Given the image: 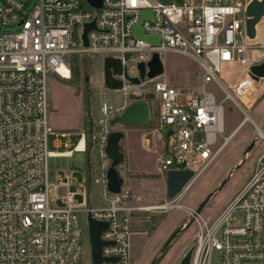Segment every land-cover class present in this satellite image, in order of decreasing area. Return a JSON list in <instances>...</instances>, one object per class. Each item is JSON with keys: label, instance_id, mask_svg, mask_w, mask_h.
Returning <instances> with one entry per match:
<instances>
[{"label": "built area", "instance_id": "1", "mask_svg": "<svg viewBox=\"0 0 264 264\" xmlns=\"http://www.w3.org/2000/svg\"><path fill=\"white\" fill-rule=\"evenodd\" d=\"M28 1L0 0V264H81L84 243L90 244L89 215L108 222L101 238L111 243L102 247V256L118 258L102 264H134L132 214L159 206H137L124 182L119 193L108 189L106 146L117 129L112 119L134 101L149 103L151 128L143 139L158 154L159 174L166 179L170 170L193 171L163 208L181 206L177 200L243 124L250 122L256 141L264 143L262 125L248 111L264 80L251 71L252 65L264 63V15L250 37L252 0H103L100 8L87 0H39L25 17L21 12ZM145 9L152 11L151 18L142 17ZM94 19L85 45L84 24ZM6 26L19 29L3 31ZM138 26L160 42L136 37ZM155 52L162 60L174 52L194 61L202 89L172 85L165 73L132 82L130 77L140 75L138 63H147ZM75 54L119 58L124 70L114 76L122 87L115 90L123 101L103 99L99 117L81 128L72 144L73 133H58L50 125L48 77L70 79ZM228 99L244 116L225 135ZM50 135L56 136V147L62 144L59 135L67 137L66 149L50 150ZM76 152L87 160L79 187H72L69 173L51 182L48 159ZM94 184L100 189L97 204L91 196ZM78 194L81 201L75 199ZM187 209L192 214L194 208ZM193 224L189 244L172 264H179L188 250L189 264H264V146L253 175L234 198L212 217L198 214Z\"/></svg>", "mask_w": 264, "mask_h": 264}, {"label": "rangeland", "instance_id": "2", "mask_svg": "<svg viewBox=\"0 0 264 264\" xmlns=\"http://www.w3.org/2000/svg\"><path fill=\"white\" fill-rule=\"evenodd\" d=\"M38 1L29 0L21 14L28 17ZM18 29V26H6L3 31ZM103 59L104 57L99 55L90 58L85 65L80 63L78 80L69 81L52 74L48 77L50 125L58 133H73L70 136L72 144H75L77 140L76 133L87 126L88 118L92 120L93 117L95 119L99 117V107L103 99L116 104L123 101L120 91L106 89L104 86ZM163 63L164 73L170 84L202 89L201 71L194 61L180 54L169 52L165 55ZM86 74L89 75L88 82H85ZM254 96H256L255 101L248 111L263 126L264 80L259 81ZM86 100L89 103L88 111L85 105ZM225 107V135H228L241 122L244 113L229 99L226 100ZM124 128L126 132L124 131L125 137L121 141V146L125 158L118 169L124 178V185L132 192L133 202L137 206L145 207L165 205L170 199L167 196L166 179L158 172V154L153 150L152 142L147 146L143 139L144 133L151 128V124L125 126ZM59 137L62 144L56 147L53 142L56 136H49L50 150L63 151L66 149L64 143L68 138L60 135ZM257 137L258 133L250 122L243 124L216 161L194 182L189 191L177 200L181 206L168 209L150 208L133 212L131 252L134 264H150L161 253L170 234L191 220L192 214L189 213L187 207L195 209L229 175L228 182L211 197L201 215L205 217L216 215L234 198L255 171L256 157L264 146L261 140L256 141ZM253 141H256L255 146L247 155H244V150ZM86 163V156L80 152H76L73 156L50 157L48 159L49 179L51 182H56L59 176L64 177L66 173H69L75 182L72 187L76 190L83 180L82 170ZM91 196L94 204L100 202L98 185H92ZM75 199L81 201L82 196L78 194ZM194 226L192 223L175 238L160 264H172L183 253L195 231ZM81 264H92L91 247L87 240L83 246Z\"/></svg>", "mask_w": 264, "mask_h": 264}, {"label": "water", "instance_id": "3", "mask_svg": "<svg viewBox=\"0 0 264 264\" xmlns=\"http://www.w3.org/2000/svg\"><path fill=\"white\" fill-rule=\"evenodd\" d=\"M93 7H102L103 0H87ZM164 4H168L171 0H160ZM247 13L250 16L247 22L248 33L250 37L255 36V24L264 15V0H252L247 8ZM152 11L149 9L143 10V18H151ZM96 27V20L84 24L83 29V41L84 44H88L87 33L90 29ZM136 37L146 40L150 43H159L160 39L157 35H147L142 30L140 26L136 27L134 30ZM130 53H126L125 58H129ZM148 67V71L146 68ZM138 68L140 75L139 77H130V80L134 83H139L140 80L144 79L146 76L149 78L156 77L164 73V63L160 55L155 52L153 53L151 59L146 63L141 61L138 63ZM124 68L122 62L119 58L113 56H106L103 59V80L106 88L110 89H120L122 87V80L116 78L114 75L122 74ZM251 71L258 77H264V63L255 64L251 66ZM89 81V75L86 74L85 82ZM151 121V108L146 100H138L130 103L125 107V109L117 114L112 119V124H121L123 126H139L147 125ZM262 131L264 132V124L262 126ZM125 137V132L122 129H114L110 134L107 141L106 152L111 159V164L107 170L108 179V189L113 193L121 192V188L124 182V178L121 176L118 166L124 161V152L122 150L121 141ZM256 141L251 142L244 150V155L255 146ZM193 171L189 169L184 170H170L166 174L167 183V196L173 198L176 196L184 186V184L191 178ZM230 175L226 177L219 184L218 188L211 191L193 210L192 218L184 226H179L176 228L168 237L164 243L161 253L156 256L150 264H160L168 253L175 238L184 230L189 228L194 222V218L200 214L206 204L209 202L211 197L220 189H222L228 182ZM89 222V235H90V246H91V258L92 264H102L104 260L118 259V258H105L102 256L101 249L104 245L110 244L101 238V233L104 229L108 227V222L99 221L93 219L90 215L88 216ZM191 258V250H188L185 256L182 258L179 264H189Z\"/></svg>", "mask_w": 264, "mask_h": 264}, {"label": "trees", "instance_id": "4", "mask_svg": "<svg viewBox=\"0 0 264 264\" xmlns=\"http://www.w3.org/2000/svg\"><path fill=\"white\" fill-rule=\"evenodd\" d=\"M96 56H79V55H72L71 57V62H72V66H71V71H72V76L70 79H68L69 81H74V80H78V76H79V71H80V63L85 65L87 64V62L89 61L90 58H94ZM85 105H86V110L88 111V105L89 103L85 102ZM88 118V117H87ZM92 124V120L88 118L87 120V126H90ZM156 219V218H154Z\"/></svg>", "mask_w": 264, "mask_h": 264}, {"label": "crops", "instance_id": "5", "mask_svg": "<svg viewBox=\"0 0 264 264\" xmlns=\"http://www.w3.org/2000/svg\"><path fill=\"white\" fill-rule=\"evenodd\" d=\"M93 119H95L94 117H93ZM125 126H123V125H121V124H117L116 125V128L117 129H122V130H124L125 132H126V129L124 128Z\"/></svg>", "mask_w": 264, "mask_h": 264}, {"label": "bare ground", "instance_id": "6", "mask_svg": "<svg viewBox=\"0 0 264 264\" xmlns=\"http://www.w3.org/2000/svg\"><path fill=\"white\" fill-rule=\"evenodd\" d=\"M164 206H165V205H161L160 207L163 208ZM160 207H159V208H160Z\"/></svg>", "mask_w": 264, "mask_h": 264}]
</instances>
